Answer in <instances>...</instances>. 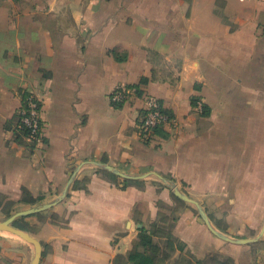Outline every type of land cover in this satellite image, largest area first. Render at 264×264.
<instances>
[{
    "label": "crops",
    "instance_id": "1",
    "mask_svg": "<svg viewBox=\"0 0 264 264\" xmlns=\"http://www.w3.org/2000/svg\"><path fill=\"white\" fill-rule=\"evenodd\" d=\"M119 85L139 91L115 105ZM26 94L41 104L34 148L12 124ZM148 97L177 121L167 137L140 134ZM76 169L63 201L14 222L40 264H129L142 229L185 245L165 264H264V235L221 240L171 187L232 238L264 225V0H0V201L40 207ZM34 252L0 231V264Z\"/></svg>",
    "mask_w": 264,
    "mask_h": 264
},
{
    "label": "trees",
    "instance_id": "2",
    "mask_svg": "<svg viewBox=\"0 0 264 264\" xmlns=\"http://www.w3.org/2000/svg\"><path fill=\"white\" fill-rule=\"evenodd\" d=\"M133 87V86H130ZM139 90L136 89V92H138ZM28 96V94L24 95V98L22 99V105L21 108L24 107V100L25 98ZM159 102L161 103V101L159 100ZM114 104V103H113ZM120 103H115V105H118ZM192 104L193 106H197L198 104V100L197 99H193L192 100ZM163 110L169 114V116L171 118H174V115L167 109H165L163 107V104L161 103ZM39 107L41 110V104L39 103ZM20 108V109H21ZM203 114L207 115L209 114V109L204 106L203 107ZM41 117V116H40ZM14 124V132L16 135V140L19 143H22L30 148H34L35 147V143H33L32 141L29 140L28 136H29V131L27 129H25L23 126L20 125V116L17 115V118L15 117V121L12 123ZM8 128L13 127L12 125H8ZM166 127H170V126H159L157 127L154 132L152 133V135H150L149 137H146L147 139H150L153 134H158V135H162L163 137H167L168 136V132L165 131ZM42 121H41V129H40V138H42ZM25 139L27 141H25ZM179 200V199H178ZM180 201V200H179ZM1 200L0 201V205L3 206V209L5 208V206L8 204L9 206H13V202H5ZM31 202V201H30ZM36 201H32V203L34 204ZM11 216V212L8 211L6 213V217L9 218ZM19 222L14 223L13 225L17 228H21L19 227ZM22 230H24V228H21ZM154 234L153 233H149L146 229H142L140 231V234L138 236L137 241L134 244L133 249L128 253L127 255V262L129 264H165V262L167 260H169L173 253L176 250H179L181 252H184L185 250V245L183 243H180L179 241H176L174 239H169L167 241V247L165 250H161L160 246L158 243H156L154 241ZM188 253H186L184 256H182L180 258V264H190V260H186L185 256ZM189 255V254H188ZM187 255V256H188ZM190 256V255H189ZM198 264V263H197Z\"/></svg>",
    "mask_w": 264,
    "mask_h": 264
},
{
    "label": "water",
    "instance_id": "3",
    "mask_svg": "<svg viewBox=\"0 0 264 264\" xmlns=\"http://www.w3.org/2000/svg\"><path fill=\"white\" fill-rule=\"evenodd\" d=\"M101 166L112 171V172H114V173H117L118 175L123 176V177H127V178L143 177V176H130L127 174H122V173L118 172L117 170H115V169H113L107 165H101ZM77 173H78V169H76L73 172V174H72L71 178L69 179L67 185L65 186L63 192L60 195H58L53 201H51L49 203H45V204L41 205L40 207H35V208H31V209H27L24 211L17 212L14 215H12L11 217H9L8 219L0 221V231H9L15 235H18L19 237H21L22 239H24L25 241H27L28 243H30L34 247L35 252H34V257H33L31 264H40V261H41L42 255H43L42 244L39 240L34 238L32 235H30L26 231L15 227L13 225L14 222L19 218L29 216L31 214L50 209L51 207H53L56 204L63 201L68 196L69 191L71 189V186L73 184V181L75 180V178L77 176ZM171 187H172L173 193L179 199H181L182 201H184L186 203H189V204L195 206L199 216L201 217V219L203 220V222L205 223V225L209 229V231L212 234H214L216 237L220 238L221 240L232 243V244L247 245V244L255 243L263 237L264 225H263L261 231L259 232V234L256 237L251 238V239L232 238V237L220 232L219 230H217L215 228V226L213 225L212 221L210 220L208 214L206 213L205 209L203 208V206L199 202L191 199L183 191H181V189H179L176 185L172 184Z\"/></svg>",
    "mask_w": 264,
    "mask_h": 264
},
{
    "label": "built area",
    "instance_id": "4",
    "mask_svg": "<svg viewBox=\"0 0 264 264\" xmlns=\"http://www.w3.org/2000/svg\"><path fill=\"white\" fill-rule=\"evenodd\" d=\"M136 93L135 87L119 85L112 93L111 100L115 104L122 103ZM18 115L20 116V125L29 131V140L35 144L41 142L40 129L41 117L39 100L33 95L28 94L24 100ZM159 126H177L175 118L167 114L158 99L148 97L146 100V111L143 120L139 124V131L142 137L146 138L152 135Z\"/></svg>",
    "mask_w": 264,
    "mask_h": 264
},
{
    "label": "rangeland",
    "instance_id": "5",
    "mask_svg": "<svg viewBox=\"0 0 264 264\" xmlns=\"http://www.w3.org/2000/svg\"><path fill=\"white\" fill-rule=\"evenodd\" d=\"M11 209H12V207L11 206H9L8 204L5 206V208L3 209V213L0 215V221H3V220H6V213L8 212V211H10L11 212ZM188 255V254H187ZM185 256V259L186 260H190V264H196L195 263V259H193V257H191V256Z\"/></svg>",
    "mask_w": 264,
    "mask_h": 264
}]
</instances>
